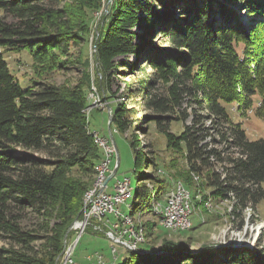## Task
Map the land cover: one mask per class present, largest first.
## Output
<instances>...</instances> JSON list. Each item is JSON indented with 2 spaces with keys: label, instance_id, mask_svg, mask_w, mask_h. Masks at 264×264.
Returning a JSON list of instances; mask_svg holds the SVG:
<instances>
[{
  "label": "trees",
  "instance_id": "obj_1",
  "mask_svg": "<svg viewBox=\"0 0 264 264\" xmlns=\"http://www.w3.org/2000/svg\"><path fill=\"white\" fill-rule=\"evenodd\" d=\"M113 1L96 41L102 74L96 84L111 99V73L123 64L135 80L114 110L112 128L123 134L130 128L127 115L147 113L171 139L170 124L182 123L178 147L186 149L188 175L178 181L193 186L192 175L200 176L202 201L234 199L240 211L257 205L264 198V139L250 140L232 112L264 119V0ZM101 7L102 0H0V240L10 242L0 247V264H59L75 234L70 228L82 217L104 156L86 114L90 76L76 86L49 77L70 63L63 57L90 32V11ZM22 51L43 79L26 87L6 59ZM131 55L136 62L114 61ZM75 62L82 65L81 56ZM130 144L140 174L131 214L152 212L157 187L142 182L155 180L162 188L166 181L147 173L150 165L157 170L154 158ZM28 210L45 221L41 228L55 221L48 235L23 227ZM38 240L45 245H34ZM131 253L122 264H264L259 252L206 245L193 253L168 240L156 253Z\"/></svg>",
  "mask_w": 264,
  "mask_h": 264
},
{
  "label": "rangeland",
  "instance_id": "obj_2",
  "mask_svg": "<svg viewBox=\"0 0 264 264\" xmlns=\"http://www.w3.org/2000/svg\"><path fill=\"white\" fill-rule=\"evenodd\" d=\"M113 2V0H102V7L100 10L90 11L92 19L90 32L85 34L76 46L71 47L69 56L63 57L64 60H68L70 63L66 65L65 68L58 71V73L49 77V81L58 85L67 84L69 86H76L86 79L85 76H90V85L87 90V99L91 107V112L88 116L90 129L99 132L101 137L109 138L110 115L112 116L113 122L115 108L119 103L126 102L124 96L127 87L135 80L130 66L123 64L118 72L115 73L113 71L114 73H111L110 90L113 93L111 99L104 98L96 84L97 79L102 75L97 59L96 41L101 33L100 26L104 22L103 18L105 14H109ZM228 4L239 10L238 6L231 3ZM62 5H64V2H62L61 6ZM244 13L245 11L241 12L242 15H244ZM243 20L245 22L250 21L249 18L245 17ZM135 31L141 33L139 30ZM158 41L162 42L161 37ZM158 41L155 40L153 43L157 44ZM79 56H81L82 65L75 62ZM6 59L11 71L22 83L25 82V84H23L25 87L27 83L31 81L43 80L37 76V67H34V61L29 52H10L6 54ZM124 60H127L128 63L136 62V58L133 55L128 57H117L114 61L118 63ZM93 94L96 95L98 100H101V104L96 106L93 105L96 100V98L92 96ZM232 116L235 118L234 120L236 122H241L243 124L250 140L264 139V119L256 117L251 111L243 117L238 112L233 111ZM146 118L147 113L140 114L139 116L127 115L126 119L130 122V128L123 134L117 133V130L112 128L111 123V132L120 155V167L117 175L109 182V189L107 191L109 193L113 192V185L118 179H131L132 196L119 206L122 213L126 215L131 214V209L129 207L134 203L135 193L140 180L139 172H134V149L130 141L137 142L146 153L148 152L149 155L154 158L157 170L153 172L155 167L150 165L147 173L152 174L154 177L165 179L166 183L162 188H158V183L155 180L151 181L150 179H146L142 182L147 183L149 188H153V184L157 187L156 194L163 205H165L167 200V194L175 188L177 183H182L178 181V179H180L179 177H181V175H188V168L185 161L186 149L183 144L181 148L178 147V137L183 131L182 123L173 121L170 124L169 131L171 135H173L170 139V137L159 132L155 123L148 122ZM189 123H191V119L187 121V124ZM206 125L211 128L214 127V124L210 120L206 122ZM212 134L213 137H218L217 134ZM217 139H219V137ZM217 147L222 148L223 146L217 145ZM116 160L117 157L114 156L112 159V168L115 167ZM95 174L96 173L92 175V179H94L93 183L96 179ZM192 177H194L193 181L196 185L201 184L203 181L200 176L195 174H193ZM183 185L191 193L192 212L189 215L191 227L188 230L173 231L166 229L164 225L160 224L161 217L153 212H149L147 209L133 214L135 219L141 214L145 219L143 224L145 226L148 241L146 244L140 245L144 251L147 253H156L163 246V243L168 240L175 243L180 242L186 244L188 249L193 253H198L204 246L209 245L215 247L227 246L230 249H246L259 252V254H263L264 256V198H262L257 205H250L240 211L238 209L236 210V202L234 199H232L233 201L226 199H207L206 201H202L201 193H204V191L202 192L196 185L189 186L185 183ZM262 188L264 190V181L262 183ZM209 191L210 190H207V192ZM198 201L202 202V204L198 205ZM110 218L114 219V216L110 215ZM44 223L45 221L42 220V218H38L31 210L27 211V216L22 221V225L25 229L36 231L40 237L48 235V231L55 225V221H50L48 228L44 229L41 228L45 225ZM77 238V233L71 235L68 243H74ZM45 243L44 240H38L34 245L42 247ZM239 243L243 244L244 247L234 246ZM112 244V240L104 235L94 234L91 228H88L80 237L74 251L73 259L76 264H89L88 256L98 252L103 255L106 264H122L125 262L126 258L131 257L132 253L130 250L125 249L122 245L116 244L115 246L118 252L117 259H115L112 253ZM245 245H249V247H245ZM0 247H10V242L0 240Z\"/></svg>",
  "mask_w": 264,
  "mask_h": 264
},
{
  "label": "built area",
  "instance_id": "obj_3",
  "mask_svg": "<svg viewBox=\"0 0 264 264\" xmlns=\"http://www.w3.org/2000/svg\"><path fill=\"white\" fill-rule=\"evenodd\" d=\"M92 96L96 98L95 94ZM98 104H101V100L96 98L93 105L96 106ZM90 112L91 107H88L86 109L87 116H89ZM90 132H92L95 143L104 152L103 159L98 163L102 172V184L99 190L90 192L85 202L82 217L78 218L71 226V230L78 234V238L71 244L67 240V246L59 264H76L73 259L74 251L81 235L88 228H91L94 234L104 235L112 240V253L115 259H117L118 252L116 244L122 245L125 249L140 247V245L145 244L137 238L136 232L131 228L130 219L126 214H122L119 208L123 202L129 199L128 185L131 179H118L113 185V192L109 193L107 191L111 179L106 184L105 181L112 173V159L116 156V150L109 137H101L99 132L92 131L91 129ZM187 196L181 190H174L171 195L167 196L171 205V214H168L166 219L160 221L161 225L173 226V224H181L183 227H186L190 218L182 214V203L183 199ZM110 215H113L114 219H111ZM88 260L89 264H106L103 255L98 252L89 255Z\"/></svg>",
  "mask_w": 264,
  "mask_h": 264
},
{
  "label": "bare ground",
  "instance_id": "obj_4",
  "mask_svg": "<svg viewBox=\"0 0 264 264\" xmlns=\"http://www.w3.org/2000/svg\"><path fill=\"white\" fill-rule=\"evenodd\" d=\"M90 133L92 134V132H90ZM101 184H102V172L100 170V167L97 166L96 167V179H95L92 187L86 192V194L84 196V206H85V202H86L90 192H96V190H99ZM174 190H181L184 192V194L188 195L187 197H185L183 199L182 214L184 216H189L192 212L190 191L182 183H179V184L177 183L175 188L172 189L167 194V196L171 195L174 192ZM128 192H129V198H130L132 196L131 181L129 182V185H128ZM167 196H166V199H167ZM125 202H123V203H125ZM84 206H83L82 212L84 210ZM129 208L131 209V206ZM150 209L153 213L159 215L161 217V220L166 219L167 215L171 214V205L169 203V200L167 199L165 202V205H163L162 202L158 199V196L156 193L152 194V198L150 201ZM122 214H124V213H122ZM127 217L130 219L131 228L136 232L137 238L140 239L141 242L146 244L148 239L146 237V230H145V226L143 224V221L145 220L143 215L142 214L139 215V217L137 219H135L134 215H132V214L127 215ZM164 226L166 227V229L173 230V231H185L191 227V221H188V223L186 224V227H183L181 224H173V226H166V225H164ZM127 250H130L131 252H139L141 254L144 253V251L142 250L141 247H134V248H130Z\"/></svg>",
  "mask_w": 264,
  "mask_h": 264
},
{
  "label": "water",
  "instance_id": "obj_5",
  "mask_svg": "<svg viewBox=\"0 0 264 264\" xmlns=\"http://www.w3.org/2000/svg\"><path fill=\"white\" fill-rule=\"evenodd\" d=\"M111 123H112V116L110 115V120H109V134H110V139L112 141V144H113V146L115 147V150H116L117 160H116L115 167L113 168L112 173L107 177V179L105 181V184L117 174V172L119 170V167H120V155H119L118 147H117V144L115 142L114 136H113V134L111 132ZM70 230H71V228H70ZM234 246H236V247H244L243 244H241V243L235 244ZM245 247H249V245H245Z\"/></svg>",
  "mask_w": 264,
  "mask_h": 264
}]
</instances>
